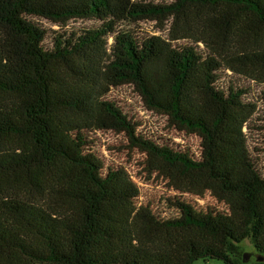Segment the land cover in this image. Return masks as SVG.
<instances>
[{
	"label": "trees",
	"instance_id": "trees-1",
	"mask_svg": "<svg viewBox=\"0 0 264 264\" xmlns=\"http://www.w3.org/2000/svg\"><path fill=\"white\" fill-rule=\"evenodd\" d=\"M204 10L219 32L264 27V0H0V264H242L245 241L264 254V84L258 95L252 87L264 81L251 77L264 70V50L232 55L222 32L204 40L137 28ZM74 20L93 24L68 27ZM124 85L171 129L197 137V153L139 131L112 92ZM106 131L227 211L184 198L174 199L175 217L144 210L131 176L96 150ZM135 230L211 240L188 241L172 258L136 247Z\"/></svg>",
	"mask_w": 264,
	"mask_h": 264
},
{
	"label": "rangeland",
	"instance_id": "rangeland-1",
	"mask_svg": "<svg viewBox=\"0 0 264 264\" xmlns=\"http://www.w3.org/2000/svg\"><path fill=\"white\" fill-rule=\"evenodd\" d=\"M131 2L143 1L154 5H165L172 0H130ZM89 20H74L69 22L71 28L86 27L92 25ZM137 27L149 34L164 38L174 37L179 34L198 39H208L215 33L225 34V42L230 54L258 53L264 50V27L247 30L244 25L239 24L220 30L221 24L217 22V16L212 11L192 12L182 17L167 15L165 19L139 22ZM221 38L223 36L219 35ZM202 45V44H201ZM235 67V66H234ZM242 67V66H241ZM253 70V68H250ZM235 70L237 68L235 67ZM264 71V70H263ZM262 70L253 71L252 78L264 81ZM226 80L237 77L235 73H228ZM264 82H255L252 85L254 92L258 95L260 87ZM117 101L130 116L140 124L139 131L143 133L160 134L174 139L184 146H191L197 153L198 139L194 135L177 132L169 127L167 118L153 110H147L141 96L131 86L124 85L112 90ZM251 146L261 147V137L258 132L249 133L246 130ZM96 150L106 163H115L122 166L139 191L137 205L144 210L154 212L161 217L169 218L177 216L173 207L174 199L192 200L198 207H214L227 211L226 205L219 201L212 192L204 190L201 184L189 180H179L178 177L167 176L147 164L146 158L137 149L129 147L127 138L122 133L113 131L100 132L96 139ZM211 239L200 235L195 231L174 230L154 234L149 231L135 230L134 245L145 249L153 254H164L172 258L182 255L188 241L197 245H203ZM245 249V259L242 264H252L258 257L264 259V254L259 253L247 241L242 243ZM193 264H226L222 260L198 258Z\"/></svg>",
	"mask_w": 264,
	"mask_h": 264
}]
</instances>
